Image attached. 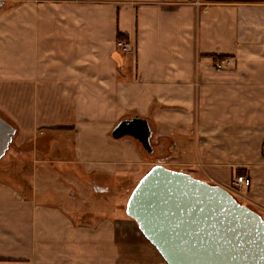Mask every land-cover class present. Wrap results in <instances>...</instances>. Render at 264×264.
<instances>
[{"label":"crops","instance_id":"0c3cea01","mask_svg":"<svg viewBox=\"0 0 264 264\" xmlns=\"http://www.w3.org/2000/svg\"><path fill=\"white\" fill-rule=\"evenodd\" d=\"M0 1V115L17 146L42 141L39 162L54 172L63 161L84 166L98 176L80 182L121 198L150 169L141 142L112 136L134 116L152 124L151 153L183 149L188 135L200 146L196 134H219L227 151L245 148L242 137L264 141V0ZM221 55L234 60L229 69L214 67ZM59 134L72 136L73 157L51 155L63 147ZM192 156L195 173L186 161L170 168L232 185L236 170L204 156V177ZM239 174L253 185L251 169ZM31 175L0 172V264H167L117 203L103 211L40 201Z\"/></svg>","mask_w":264,"mask_h":264},{"label":"water","instance_id":"95a60500","mask_svg":"<svg viewBox=\"0 0 264 264\" xmlns=\"http://www.w3.org/2000/svg\"><path fill=\"white\" fill-rule=\"evenodd\" d=\"M15 132L0 115V158ZM112 136H131L153 150L146 118L121 120ZM126 213L167 264H264V217L223 185L187 171L153 165L137 181Z\"/></svg>","mask_w":264,"mask_h":264},{"label":"rangeland","instance_id":"374dc122","mask_svg":"<svg viewBox=\"0 0 264 264\" xmlns=\"http://www.w3.org/2000/svg\"><path fill=\"white\" fill-rule=\"evenodd\" d=\"M221 58L224 57L214 58V64L218 59ZM214 67L217 70H226L230 68L219 69L215 65ZM195 121L197 126L198 122L200 121L199 110H196ZM175 132L177 135L178 130ZM58 136V138H60V145L63 147L59 152H56V154L52 153L51 155L56 159L73 157L72 142L70 141L72 136H69L68 139L64 137V134H59ZM193 137L196 138V142L198 140L200 146H194L193 142L191 141L192 135H188L187 139L183 138V141L185 140L186 142L183 149L180 150H172L171 148L168 149L166 147L159 148V151L157 150L151 153L142 148L143 146L140 147L142 153L145 155V158L150 161V164L148 165L150 168L155 164H163L170 168L171 166H174L175 161H186L189 164H185V168L191 170L192 173H195L194 169L192 168L193 164L191 165L189 162L191 160L190 158L193 159L192 155L195 153L196 155H200V157L196 159V163L194 165L198 169V173L204 177H207L208 175L206 167L207 163L204 161V156H213L212 160L215 163H219L220 165L226 164L227 166L231 167L232 170H236V173L238 174L247 172V170L249 171L251 169L252 176L255 175L252 186L250 184L247 188H239L238 186L234 185V183H232V185L228 184L224 187L229 189L240 202L249 205L264 217V141L261 143V140L254 141L253 138L248 140V138L242 137L241 143L242 146H246L245 148L227 151L225 149L221 150L218 146L219 134H216L215 136L212 135L211 137L202 134H196ZM204 137H206V139L208 138V146H203L204 143L206 144L203 139ZM20 139V136L17 138L14 136V139L10 143L8 150L0 158L1 174L12 175L10 179L17 180L16 178L18 176L32 173L31 180L34 182L35 189H37V199L40 201H52L59 197L63 202L70 204L73 203L78 208L85 209L92 205L95 207L98 206L97 208L101 207V210L103 211L107 208L106 206H108L109 202L117 203L118 208L116 212H120L133 224V230L131 232L141 238L145 237L140 231L137 223L126 213V203L137 182L134 180L133 182L131 181L128 190H126V187L124 190L118 189L124 191L118 193L121 195V198H119V195L112 192L106 194L94 193L93 190H95V187L90 185V183L84 184L83 182H80L81 180L79 178L82 176L91 179L92 177L98 175H95V173H86L83 168L84 166L82 167L81 165H76L73 163L70 164L64 161L63 163L54 164L58 171L56 173L50 168L52 165L48 162H39V159L47 157V154H45L43 151V148L47 147L44 146L42 141H37V144H32L31 142L33 141H31V144L29 143L27 145L24 144L23 146H17V144L19 145L22 143L21 141L19 142ZM61 173L62 175H60ZM115 175H117V173L112 174L111 176L114 177ZM111 176H109V180L112 178ZM71 192H75L76 197H73ZM105 197H108L109 199Z\"/></svg>","mask_w":264,"mask_h":264},{"label":"built area","instance_id":"2783aa9c","mask_svg":"<svg viewBox=\"0 0 264 264\" xmlns=\"http://www.w3.org/2000/svg\"><path fill=\"white\" fill-rule=\"evenodd\" d=\"M195 3L199 5L200 1L195 0ZM116 43L118 47L122 48V50L126 52H130L133 50V46L129 41H126L124 39H118ZM233 62L234 60L231 57H224V58L218 59L214 65L218 67L219 69H226V68H229ZM233 183L239 188H247L250 185V178L245 174L236 173Z\"/></svg>","mask_w":264,"mask_h":264},{"label":"trees","instance_id":"16d2710c","mask_svg":"<svg viewBox=\"0 0 264 264\" xmlns=\"http://www.w3.org/2000/svg\"><path fill=\"white\" fill-rule=\"evenodd\" d=\"M118 36H119V38H121L122 37V34H118ZM216 57H223V55H221V56H216ZM243 173V172H242ZM243 203V202H242Z\"/></svg>","mask_w":264,"mask_h":264}]
</instances>
